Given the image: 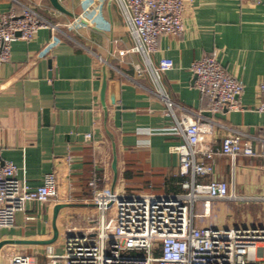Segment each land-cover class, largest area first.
Here are the masks:
<instances>
[{
	"label": "crops",
	"instance_id": "crops-1",
	"mask_svg": "<svg viewBox=\"0 0 264 264\" xmlns=\"http://www.w3.org/2000/svg\"><path fill=\"white\" fill-rule=\"evenodd\" d=\"M59 1L69 13L57 11L49 0H0V15L12 8L19 11L18 2L34 5L59 23L83 10L81 0ZM100 15L105 22L80 27L72 32L73 40L63 39L52 47L47 28L30 40H14L9 60L0 63V160L12 161L16 176L31 188L50 171L58 181L57 199L26 202L11 226L0 227V264H8L17 253L30 255L32 264H46L47 244L16 241L50 239L56 204L63 206L55 217V242L63 241L69 226L87 225L86 217L96 212L94 189L112 187L114 152V190H187L188 177L180 175L177 157L170 151L181 139L173 133L174 120L166 114L159 90L202 116L242 129L250 136L241 142L256 150L255 155L215 154L212 177L227 180L228 192L240 199H211L207 214L201 202L195 203L194 224L251 226L262 221L263 206L247 198L264 193V113L255 108L258 83L264 77V1L188 0L182 33L160 35L148 62L132 49L134 40L115 0H106ZM207 54L215 55L242 83L238 108L211 113L209 98L195 87L189 65ZM161 57L170 58L172 67L157 70ZM103 74L105 107L99 98ZM226 134L225 128L215 126L203 142L220 145ZM207 179L197 177L201 182Z\"/></svg>",
	"mask_w": 264,
	"mask_h": 264
},
{
	"label": "built area",
	"instance_id": "built-area-1",
	"mask_svg": "<svg viewBox=\"0 0 264 264\" xmlns=\"http://www.w3.org/2000/svg\"><path fill=\"white\" fill-rule=\"evenodd\" d=\"M105 1L81 0L82 12L64 23L49 20L32 4L18 2L19 11L12 8L0 15V63L9 60L14 40H30L40 28L50 31L48 46L52 47L63 39L73 40L72 32L80 27L105 22L100 15ZM115 1L134 40L132 49L140 52L145 62L156 49L160 35H179L184 29L183 14L188 0ZM172 65L170 58L161 57L157 70L165 71ZM189 69L199 93L209 98L211 113L239 107L243 85L215 55L207 54L191 61ZM258 92L255 108L264 113V77L258 83ZM157 95L165 103L166 114L174 120L173 133L181 139L170 146V151L177 157L180 175L188 177L184 180L187 190L155 194L94 189L96 212L86 217L84 227L67 228L60 253L53 244L45 246L46 264H264V219L251 226L194 224L193 207L197 201H202L203 214H207L211 199H240L228 192L227 180L212 177L214 156L216 153L232 157L239 153L255 155L252 145L241 142L250 135L175 103L161 90ZM215 126L225 128L227 134L220 145L210 146L203 142V136ZM16 173L12 161L0 160V227L11 226L16 211L23 209L26 202L58 198L54 171L45 173L42 182L34 188ZM197 177L208 179L201 182ZM89 184L95 183L91 180ZM247 199L260 203L264 210V193ZM8 264H32V259L28 254L17 253Z\"/></svg>",
	"mask_w": 264,
	"mask_h": 264
},
{
	"label": "water",
	"instance_id": "water-1",
	"mask_svg": "<svg viewBox=\"0 0 264 264\" xmlns=\"http://www.w3.org/2000/svg\"><path fill=\"white\" fill-rule=\"evenodd\" d=\"M51 6L56 9L57 11H60V12H64V13H69L65 8L64 6L60 3L59 0H49ZM195 78V76H194ZM105 88H106V76L105 74H103V78H102V84H101V88H100V93H99V98H100V102L102 104L103 107H105ZM110 99L111 101H114V95L111 94L110 95ZM44 113H45V117L47 118V109L44 110ZM116 161H117V158H116V154L115 152L113 153V157H112V161H111V168H112V171H113V183H112V187L110 188L111 190H113V184L115 182V179H116V174H117V168H116ZM63 204H56L53 208V219H52V228H53V235L50 239H46V240H41V241H28V240H19V241H16V242H21V243H41V244H50L52 243L55 238L57 237V234H58V231H57V228H56V225H55V217H56V214L58 212V209L60 207H62Z\"/></svg>",
	"mask_w": 264,
	"mask_h": 264
},
{
	"label": "rangeland",
	"instance_id": "rangeland-1",
	"mask_svg": "<svg viewBox=\"0 0 264 264\" xmlns=\"http://www.w3.org/2000/svg\"><path fill=\"white\" fill-rule=\"evenodd\" d=\"M128 187V186H127ZM128 188H131V187H128ZM199 202H201L202 203V201H197L196 202V204L197 203H199ZM258 205V204H257ZM259 205H261L260 203H259ZM259 207V206H258ZM260 210V209H259ZM237 211H239V208H237ZM261 214H262V220L264 219V210H263V212H261ZM62 240L60 239V240H57L56 242L54 241V247H55V251H57V252H61L62 250H63V247H62ZM33 257H35L36 259L38 258V255H34Z\"/></svg>",
	"mask_w": 264,
	"mask_h": 264
}]
</instances>
